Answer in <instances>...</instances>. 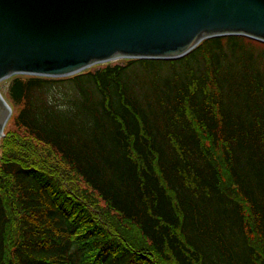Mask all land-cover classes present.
Masks as SVG:
<instances>
[{"label": "trees", "instance_id": "trees-1", "mask_svg": "<svg viewBox=\"0 0 264 264\" xmlns=\"http://www.w3.org/2000/svg\"><path fill=\"white\" fill-rule=\"evenodd\" d=\"M11 76L0 264H264V41Z\"/></svg>", "mask_w": 264, "mask_h": 264}, {"label": "water", "instance_id": "water-1", "mask_svg": "<svg viewBox=\"0 0 264 264\" xmlns=\"http://www.w3.org/2000/svg\"><path fill=\"white\" fill-rule=\"evenodd\" d=\"M264 41V0H0V80L119 57L177 58L207 37ZM12 106L0 90V138Z\"/></svg>", "mask_w": 264, "mask_h": 264}, {"label": "rangeland", "instance_id": "rangeland-1", "mask_svg": "<svg viewBox=\"0 0 264 264\" xmlns=\"http://www.w3.org/2000/svg\"><path fill=\"white\" fill-rule=\"evenodd\" d=\"M128 57H119V58H116V59H112V60H108V61H104V62H98V63H94L92 64L91 66L87 67V68H96V67H99V66H103L105 65L106 63H115V62H126V59ZM85 68V69H87ZM12 76H9V77H5L3 79L0 80V90L2 91L3 95L5 96V98L8 100V102L11 104L12 106V113L5 125V128H4V134L2 136H4L6 134V132L10 131V130H17V131H21L22 129L18 128L14 123H13V116L14 114L17 112L18 110V106L15 105L11 98L9 97L8 95V84H9V81L11 79ZM6 150H7V146L5 147ZM79 182H80V186L82 187V189H84L85 193L88 195L89 198H91L92 200H95L97 201L98 203H103L104 204V201H102L95 192H93L82 180L79 179ZM242 255V248L239 246V256L238 258L240 259L241 263L240 264H246L245 261H244V258L241 256ZM216 264V263H214Z\"/></svg>", "mask_w": 264, "mask_h": 264}]
</instances>
